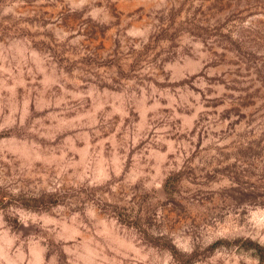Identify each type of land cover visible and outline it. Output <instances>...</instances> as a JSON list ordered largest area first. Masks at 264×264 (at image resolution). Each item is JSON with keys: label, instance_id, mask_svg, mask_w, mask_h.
<instances>
[{"label": "clouds", "instance_id": "1", "mask_svg": "<svg viewBox=\"0 0 264 264\" xmlns=\"http://www.w3.org/2000/svg\"><path fill=\"white\" fill-rule=\"evenodd\" d=\"M25 2L7 0L0 5V22L10 24L34 15L18 11ZM36 3L58 4L65 14L80 17L81 25L75 31H66L59 18L41 29L53 31L60 47L70 51L75 48L80 56L88 54L82 48L86 38L82 30L89 26L124 41L121 56L130 47L143 50L155 33L172 26L169 0ZM193 3L198 8L204 0ZM231 4L227 13L200 17L187 9L178 13L179 39L166 54L168 62L147 65L138 73L139 82H125L115 96L101 92L95 84L87 92H68L66 84L80 82L63 72L57 74L54 53L36 51L27 36L9 35L0 40V133L13 132L11 138L0 140V161L11 166V176H6L8 168L0 164V193L6 194L5 207L0 208V264H175L170 253L158 251L164 243L186 255L218 240L236 247L243 240H252L264 247V196L255 202L241 201L240 193L247 188L245 166L235 154L225 158L235 153L239 134L246 128L264 131V118L258 117L255 123L233 132L218 115H209L205 107L207 101L227 92L224 84L207 82V77L219 75L213 63L215 54L224 52L226 44L237 53L264 45V0H231ZM118 7L141 10L149 19L141 22L136 16L122 18ZM192 25H200L203 31H192ZM70 36L72 39H68ZM37 75H43V79L36 81ZM76 75L84 73L77 71ZM145 76L158 81L159 86L149 83ZM26 77L35 81L31 91L36 96L26 94L21 105L16 88L24 86ZM9 80L13 81L11 87ZM54 85H59L62 94L52 91ZM192 85L200 91H194ZM45 92L47 100L43 99ZM87 96L93 97V109L80 114ZM33 99L38 110L59 109L48 117L52 125L46 128L40 120L30 124L29 104ZM77 100L80 104L73 106L71 101ZM109 105L112 112H105ZM70 112L77 114L65 118ZM117 113L121 121H129L127 126L112 122ZM194 128L195 136L191 135ZM62 129L78 130L75 138L81 140L88 139L85 129L94 138L109 133L108 141L100 139L98 145L80 150L79 159L69 156L70 147L53 150L34 142L35 137L42 138L41 143L55 140V132ZM72 141L69 136L67 145ZM142 142L147 145L143 150ZM105 143H111L112 148L105 149ZM193 152L196 157L191 163L189 154ZM169 154L174 159H168ZM37 162L41 167H36ZM237 163L241 165L238 169L216 171ZM186 164H190L187 169ZM169 172L183 177L184 202L166 188L164 180ZM147 177L151 179L145 185V198L134 199L138 181ZM225 198L229 203L217 211V201ZM165 206L184 216L183 222H170ZM222 259L225 264H239L227 254Z\"/></svg>", "mask_w": 264, "mask_h": 264}, {"label": "rangeland", "instance_id": "2", "mask_svg": "<svg viewBox=\"0 0 264 264\" xmlns=\"http://www.w3.org/2000/svg\"><path fill=\"white\" fill-rule=\"evenodd\" d=\"M5 3H7V0H0V5ZM231 7V0H204V3L198 8L195 7L193 0H174V3L173 0H169L167 11L172 26L155 33L154 38L143 50L137 51L134 47H130L127 54L121 56L120 50L124 47V41L113 39L110 32L89 26L82 30L86 36L85 40L82 41V48L88 54L80 56L75 48L70 51L66 46L60 47L56 43L57 37L53 31H41V29H47L49 24L55 23L57 18L60 19L61 25L65 27L66 31L68 29L75 31L81 25L80 17L65 14L58 4H37L36 0H26L25 5L18 11L34 13V15H29L10 24L0 22V40H4L9 35L27 36L32 40V47L36 51L54 53L57 61V74L63 72L70 79L80 82L78 85L66 84L65 89L68 92L77 90L82 93L87 92L90 90V86L95 84L101 92H110L115 96L123 90L125 82L133 80L139 82L137 79L138 73L145 70L147 65H158L168 62L166 54L169 52L171 45L179 39L176 34V29L180 26L177 23L180 19L178 13H183L187 9L189 12H193L194 16L200 17L220 12L227 13ZM117 12L121 13L122 18L136 16L141 22L149 19L147 15L141 13V10L135 8L118 7ZM191 28L194 32L203 31L200 25H192ZM68 39H72V37L70 36ZM215 55L216 59L213 63L219 75L207 77V82L224 84L227 92L221 98L207 101L205 107L210 110L208 114L218 115L233 132L236 131L237 127L250 126L251 123H255L258 117L264 118V45H261L258 50L246 47L241 53H237L231 45L226 44L225 51ZM77 71L84 73V75L77 76ZM42 79L43 75L36 76V81ZM144 79L149 83L155 82L159 86V82L154 81L150 77L145 76ZM109 80L112 83H108ZM34 82L31 77H26L24 86H17L16 96L21 105L26 94L30 98H35L36 93L31 91V85ZM12 83L13 81H8L9 87H11ZM37 86L41 89L44 88L42 84H37ZM192 87L194 91H200L194 85ZM52 91L57 92L58 95L62 94L59 85L52 86ZM5 94L9 95L8 93ZM211 94L210 89L209 95ZM43 99H48L47 92H45ZM71 103L73 106H78L80 101H71ZM92 109L93 97L87 96L84 98V106L79 109V113L84 114V112ZM221 109L222 111H220ZM54 111H59V109L53 110L42 107L38 110L33 99V102L29 104L28 120L30 124L40 120L47 128L53 124V121L48 119V117L54 114ZM104 111L112 112V107L109 105ZM76 114V112L66 113L65 118H74ZM5 115H7V112H5ZM112 122L117 125L123 123L125 126L129 123L127 119L121 121L118 113L112 116ZM177 123L182 124V121H177ZM85 131L89 132L87 140L75 138L78 130L62 129L55 132V140L44 139L41 143L42 138L35 137L34 142L40 143L41 148H51L53 150L65 149L66 146L70 147L72 151L69 152V156L79 159L80 150L89 145H98L100 139L108 141L109 133H103L101 137L94 138L90 130L85 129ZM112 131H115V128ZM196 131L195 128L192 129L191 135L195 136ZM12 135V131L0 133V140L9 139ZM16 135L19 136V133L17 132ZM69 136L73 137L71 145H67ZM184 138V136H181V139ZM202 140L203 135L196 145L197 150ZM239 140L240 143L236 145L235 153L226 154L225 158H230L231 155L235 154L237 155V160L245 166L243 168L245 173L243 179L247 188L240 193L239 199L241 201L255 202L257 197L264 196V148L261 147V145H264V131H258L257 128H252L251 130L246 128V131L239 134ZM146 146L142 142L141 150ZM111 148V143H105V149L110 150ZM56 154L59 155L60 153L57 152ZM195 157L196 152L189 154L191 163L195 162ZM9 158H11L10 155ZM168 159H174L172 154H169ZM0 164L8 168L5 175L11 176V166L4 164V161H0ZM240 166L239 163L229 164L216 171L217 173H226L234 168L238 169ZM36 167H41L39 162H37ZM188 167H190V164H186V169ZM127 168L129 171L131 170V156L129 157ZM237 178L239 179V177ZM150 179L151 177H147L138 181L136 185L137 197H134V199L145 198V193L147 192L145 185ZM182 179L183 177L179 173L169 172L166 174L164 183L170 193L181 199V202H184L185 185L181 182ZM5 195V193H0V208L5 207ZM197 203L196 201L191 202L193 206H196ZM228 203L227 198L222 202L217 201V211ZM149 206L145 204V207ZM164 210L170 222L181 223L185 219L184 216L179 215L174 209L165 206ZM213 216H215V213H213ZM5 219L8 218L5 217ZM11 222L15 223V221ZM158 251L170 253L175 264H225L222 259L224 254L236 258L239 264H257V261L258 264H264V247L252 240H243L240 242L239 247L234 246L232 243L218 240L207 248L197 249L192 255H186L174 245L168 243H164Z\"/></svg>", "mask_w": 264, "mask_h": 264}]
</instances>
